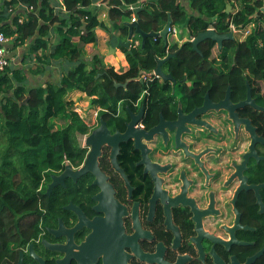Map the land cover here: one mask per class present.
<instances>
[{
    "label": "flooded vegetation",
    "instance_id": "1",
    "mask_svg": "<svg viewBox=\"0 0 264 264\" xmlns=\"http://www.w3.org/2000/svg\"><path fill=\"white\" fill-rule=\"evenodd\" d=\"M207 60L214 67L203 78H177L162 69L171 81L157 75L140 82L156 83L153 101L145 90L136 102L118 104L116 122H105L113 135L133 121L129 139L116 154L107 144L101 147L96 160L101 175L65 178L49 195L51 179L45 184L35 235L22 247L12 246L6 264H264V188L259 200L251 188L264 183V145L255 146L257 157H248L243 169L251 142L246 125H237L225 109L198 113L206 94L216 104L228 87L232 105L244 101L247 84L255 105L264 106L252 93V79L245 80L244 98L233 96V62L222 61L219 53ZM210 80L225 85L223 96L215 99L208 90L195 103L192 95L200 86L195 83L207 86ZM100 110L95 109L90 132L102 119ZM233 114L264 139V111L244 106ZM155 127L158 132L144 139L141 131ZM137 140L144 152L135 148ZM81 147L85 152L76 166L67 160L74 172L88 154ZM243 179L250 189H242Z\"/></svg>",
    "mask_w": 264,
    "mask_h": 264
},
{
    "label": "trees",
    "instance_id": "2",
    "mask_svg": "<svg viewBox=\"0 0 264 264\" xmlns=\"http://www.w3.org/2000/svg\"><path fill=\"white\" fill-rule=\"evenodd\" d=\"M95 1L0 0V32L12 40V48L25 45L31 74H43L56 63L67 64L60 67L57 83L29 85L23 71L12 63L0 73V264L8 263L12 246L22 247L34 237L50 175L61 172L65 159L76 166L83 158L85 149L78 136L88 134L89 127L74 111L71 93L84 94L91 109H101L99 118L110 125L116 122L113 115L118 104L123 107L136 102L145 90L150 92L151 101L158 95L156 83L147 87L138 81L139 72L155 70L159 59L174 54L162 69L177 78L187 74L196 81L197 75L203 78L206 69L214 67L207 65V59L219 53L222 61L233 62L236 71L231 81L233 96L244 98L245 80L250 83L252 79L256 84L252 93L264 106L260 89L264 83V8L260 0H187V8L180 0H100L97 5ZM237 5L238 12L232 15ZM103 6L108 9V25L98 18ZM129 6L139 9L138 24L144 33L160 32L168 18L174 25L185 26L189 37L210 26L218 34H227L229 22L236 27H253L242 42L227 41L221 50L210 40L201 42L199 53L190 42L177 46L164 44L161 38H148L142 45L137 37V47L121 48L128 63L124 71L106 66L99 55L84 60L83 48L96 42V30L114 31L119 40L127 39L133 13ZM19 9H23L20 14ZM51 33L56 43L51 42ZM129 79L134 81L125 89L115 87ZM195 85H200L192 95L195 103H201L208 90L215 99L221 98L225 89L215 80L207 86ZM57 118L64 125L54 128ZM122 152H127L126 145Z\"/></svg>",
    "mask_w": 264,
    "mask_h": 264
},
{
    "label": "water",
    "instance_id": "3",
    "mask_svg": "<svg viewBox=\"0 0 264 264\" xmlns=\"http://www.w3.org/2000/svg\"><path fill=\"white\" fill-rule=\"evenodd\" d=\"M229 9H230V7L228 6L227 11H229ZM138 12H139V9H136L135 15H136L137 20L135 22L127 24V28H128L127 41L125 43L119 42L118 48H129L130 39L132 38L133 35H138L141 38L142 45H144L145 40L148 38H153V39L161 38L163 43L167 44V39H166L167 38V30L172 24L171 18H168L166 24L164 25L163 29L160 32H158V33H155V32L144 33L141 31L139 24H138V21H139ZM206 40H210V41L216 43L218 49L221 50L223 48L224 43L227 41H231V42L234 41V37H233L232 33L218 34L214 30H206L204 32L199 33L190 42L192 49L195 52L199 53L198 45L201 42H204ZM110 51H113V48H110ZM174 57H175L174 54H169L164 59L158 60L157 67L155 69V73L157 75L161 76L165 81H168V80L171 81L172 78H171V76L165 75L163 73L162 66L169 59L174 58ZM141 73H142V71L139 72V75ZM132 81H134V80L129 79L124 84H117L116 83L115 87L125 89L127 87L128 83H130ZM229 93H230V88L228 87L226 90V94H225L224 99L222 101H219L216 104H214L209 99L208 94H206L204 96L203 107L200 110H198V113L204 111L207 108H213L216 110L225 109L229 112L230 117L234 119V121L237 125H238V123H243L246 125V130L250 131V133H251V142L249 145V154L245 156V161H243V163L241 165V167L243 169H245L246 168V159L248 157H255V156L257 157V155L255 153L256 152L255 146L257 144L264 145V139L260 136H257L255 134V132L250 129L249 122H247L245 120H237V116L233 114V110H234V108H240V107H244V106H253L254 108H256L259 111H264V109L255 105V103L252 101L251 96H250V88H249L248 84H247V92H246L247 97H246V99L242 102H239L236 105L231 104L230 99H229ZM195 113H196V110L194 112H192V114L189 116V118L192 119L193 118L192 116ZM134 124L135 123L133 121L131 123L127 124V130L123 134H120L119 132H115V134L110 135V132L107 128L106 122L103 119H99L98 126L94 130H92L88 135H86L84 138V145L88 148V151H87L88 154H87L86 159L84 161L83 168L74 172L71 165L67 164L63 167V172L60 173L59 175H55V174L50 175L51 183L48 185L46 195H49L52 187H54L55 185L61 184L62 180L65 178H75L80 173H86V172H92L94 174L99 173L96 160H97V157H98L99 152L101 150V147L103 145L107 144L108 146L111 147V152L113 154H116L117 152H119V150H120L119 143L124 142L127 139H129L128 134H129V131L133 128ZM170 128H172V126H170ZM156 132H158L157 127L152 128L148 131H141L144 139H146V140H150ZM135 148L139 149L141 152H144V150H146L145 149L146 147L143 146L140 142H138V140L135 142ZM115 166L117 167L116 162H115ZM244 180L245 179H243L242 189L248 190L249 187H244ZM251 188H253V190L255 191L256 196L258 197V200H259L260 196L258 194V191L260 188H264V183H262L260 185H256V186L251 187ZM93 238H94L93 240L99 241V237L97 235Z\"/></svg>",
    "mask_w": 264,
    "mask_h": 264
},
{
    "label": "crops",
    "instance_id": "4",
    "mask_svg": "<svg viewBox=\"0 0 264 264\" xmlns=\"http://www.w3.org/2000/svg\"><path fill=\"white\" fill-rule=\"evenodd\" d=\"M182 3L183 0H180ZM23 11V9H19V14ZM99 14H102V17L107 16V11L105 9L100 8ZM106 14V16H104ZM20 18L23 19L24 17L20 15ZM103 21V20H101ZM105 23V22H104ZM108 25L107 23H105ZM51 42L56 43L57 39L56 36L51 33ZM125 41L119 40L118 33L112 32H104L103 30H96V42L93 44L86 45L84 48V55H90L92 51V55H99L103 60V63L106 66H112L114 68H119L127 70L128 69V63L125 59V55L122 53L121 48H118L119 42L125 43ZM12 40L10 39L9 42L6 44V50L7 54L9 56V59L12 63V65H15L19 70L23 71L24 75L27 77L28 84L29 85H39V84H45L46 82H54L57 83L60 76H61V64L58 63L53 64L50 66L48 70H46L43 74L34 75L29 72V67L32 65L29 63L28 59H25L26 55V47L24 46H18L15 48H12ZM110 48H113V51H110ZM77 92H73L71 94H74ZM82 96H85L82 93H78Z\"/></svg>",
    "mask_w": 264,
    "mask_h": 264
},
{
    "label": "built area",
    "instance_id": "5",
    "mask_svg": "<svg viewBox=\"0 0 264 264\" xmlns=\"http://www.w3.org/2000/svg\"><path fill=\"white\" fill-rule=\"evenodd\" d=\"M263 4L262 8H264V0H260ZM100 0H96L95 1V5L100 4L99 3ZM60 8H61V3H60ZM103 9H105V11H107L108 9L103 6ZM130 10H133V13L131 15V19L129 23L135 22L137 20L136 15H135V10L137 9L136 6H129ZM239 9V5H237L233 10H232V15H235L238 12ZM104 16H106V14H104ZM22 19H20V22ZM253 27L252 24H248L244 27H236L232 22H229L228 25V33H232L233 37L235 39V37H237L238 35H241L240 38L236 41L242 42L245 37L250 33L251 28ZM207 30H214L213 27H209ZM187 31V29H186ZM188 33V32H187ZM182 34V33H181ZM169 37L171 39H177V31L175 28L174 24H171V26L168 28L167 30V44L168 45H177V46H181L182 44H184L185 42H191L194 37H187V38H183L181 40H176V42L172 43L169 42ZM9 38H7L2 32H0V73H3L7 68L10 67L11 65V61L9 59V56L7 54V50H6V44L9 42ZM139 45V41L136 40L134 38V36L130 39V47H137ZM165 58V57H163ZM162 58V59H163ZM115 71L118 72L119 68H114ZM153 76H157V74L155 73V70H151L149 72H142L139 77H138V81L142 82V83H146L148 80H150L151 78H153ZM78 104L76 103L77 107ZM78 108V107H77ZM79 117L87 124V126L89 127V132L91 130L90 126H92L94 124V122H96V114L97 112H95V110H87V109H83L81 112L78 109L74 110ZM88 132V133H89ZM87 135V134H86ZM86 135H83L84 138ZM64 163L68 164V161L65 159Z\"/></svg>",
    "mask_w": 264,
    "mask_h": 264
},
{
    "label": "rangeland",
    "instance_id": "6",
    "mask_svg": "<svg viewBox=\"0 0 264 264\" xmlns=\"http://www.w3.org/2000/svg\"><path fill=\"white\" fill-rule=\"evenodd\" d=\"M184 2L182 3V4H184L185 5V7L187 8V4H186V1L187 0H183ZM230 10V9H229ZM98 18H99V20H103V22H105V23H107V16L106 17H102V14H99L98 13ZM175 28H176V31H177V41L178 40H181V39H183V38H187L188 37V33H187V31H186V27L185 26H183V25H179V24H175ZM182 33V34H181ZM240 36L241 35H238L237 37H235V39H239L240 38ZM176 40L175 39H171L170 37H169V42H172V43H174V42H176ZM84 48H85V46H84ZM84 48H83V50H84ZM87 55H84V51H83V59L84 60H88L91 56H93L92 55V51H91V53H90V55H88V57H86ZM67 64H64V63H61V68L62 67H65ZM69 68V66L67 67V68H65V69H68ZM64 69V70H65ZM120 70V69H119ZM118 70V71H119ZM62 73V72H61ZM260 89H261V92H263L264 93V83H260ZM69 99H71V100H73L75 103H77L78 104V108L76 107L75 109H78L80 112L83 110V109H87V110H90L91 109V106H90V104H89V100L85 97V96H82V95H80V94H78V92L77 93H74V94H71L70 95V97H69ZM68 99V100H69ZM92 110V109H91ZM54 123H55V127L54 128H57V127H61V126H63L64 125V121H62L60 118H57V119H55L54 120ZM78 140H79V143L81 144V145H83L84 144V136H78Z\"/></svg>",
    "mask_w": 264,
    "mask_h": 264
},
{
    "label": "clouds",
    "instance_id": "7",
    "mask_svg": "<svg viewBox=\"0 0 264 264\" xmlns=\"http://www.w3.org/2000/svg\"><path fill=\"white\" fill-rule=\"evenodd\" d=\"M133 36H134L135 39H136L137 37H139L138 35H133ZM133 36H132V37H133ZM166 39H167V38H166ZM234 40H235V39H234ZM129 48H130V45H129ZM166 56H167V55H166ZM166 56H165V57H166ZM163 59H164V58H163ZM138 77H139V76H138Z\"/></svg>",
    "mask_w": 264,
    "mask_h": 264
}]
</instances>
